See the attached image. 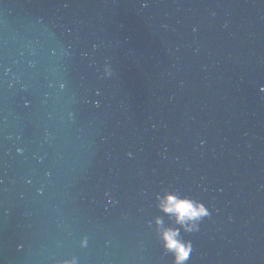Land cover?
<instances>
[{
  "label": "water",
  "instance_id": "1",
  "mask_svg": "<svg viewBox=\"0 0 264 264\" xmlns=\"http://www.w3.org/2000/svg\"><path fill=\"white\" fill-rule=\"evenodd\" d=\"M172 229L264 264V0H0V264H173Z\"/></svg>",
  "mask_w": 264,
  "mask_h": 264
},
{
  "label": "clouds",
  "instance_id": "2",
  "mask_svg": "<svg viewBox=\"0 0 264 264\" xmlns=\"http://www.w3.org/2000/svg\"><path fill=\"white\" fill-rule=\"evenodd\" d=\"M164 201L165 203L162 205L163 211L175 213L177 222L182 225L185 221H197L201 217L209 215L203 205L194 201L174 199L172 196H165ZM186 230L194 231L196 227L193 225ZM177 236L178 231L175 229L166 230L161 234L163 246L166 250L173 253V264H183L191 252V244L190 242H182L176 239Z\"/></svg>",
  "mask_w": 264,
  "mask_h": 264
}]
</instances>
